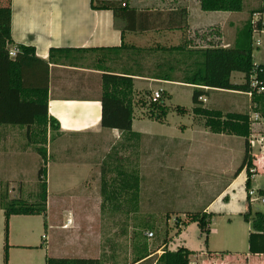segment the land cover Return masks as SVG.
I'll use <instances>...</instances> for the list:
<instances>
[{
	"label": "crops",
	"instance_id": "1",
	"mask_svg": "<svg viewBox=\"0 0 264 264\" xmlns=\"http://www.w3.org/2000/svg\"><path fill=\"white\" fill-rule=\"evenodd\" d=\"M127 3L129 10L124 11L118 20H115L112 10L93 9L91 0H11L13 45L10 50L17 48V45L34 46L36 49L35 56L28 55L22 61V84L24 87L48 88V113L49 116L57 119L61 127L59 135L52 141L49 138L50 132L48 133V142L45 144L47 159H49L50 165L51 161H55L62 167L69 168L70 171L80 172L83 170L82 181L77 180V185H75L77 187L68 190L69 193L74 192V189L76 191L79 187L83 188L81 192L90 188L88 192L99 193L100 196L97 204H92L93 207L98 205L101 213L108 210L107 212L112 216L114 212L109 210H125V216L132 208L138 207L137 209L140 210L141 198L142 206L147 199L153 204L157 203L155 206L157 208H165L163 202L170 204L176 203L179 199L184 200L185 194L188 192L180 191L181 183H186L182 177H216L212 173L207 174L204 168L195 164V161L201 157L197 152L199 144L211 143L231 146L230 138L232 136L216 133L217 137L210 138V135L215 133L206 127L203 120L195 114L200 119L198 123L194 122L193 114H190L192 118L190 124L173 127L166 117L160 124L161 132L160 130L157 133L145 131L140 123L147 119L156 120L146 115L148 109L147 104H144L147 101H144L146 99L143 96L146 93L144 88L148 89L155 83L169 87L191 89L192 87L142 76L134 77L137 96L133 94L132 123L133 131L140 135L123 136L119 129L103 127L101 122L102 103L100 101L103 94V74L127 75L125 73L128 67L131 68L127 66L126 53L119 49L123 42L142 47L150 46L151 43L165 44L170 41L168 36L166 40L162 41L167 34L174 32L180 34L183 31L159 28L197 29L212 28L213 26L240 28L245 20L244 18L233 19L235 12H231L234 15L227 16L228 14L223 13L229 12L220 11L211 15H215V17L220 15L219 17H224V20L209 19L206 14L209 11H203L200 8L199 0H128ZM6 4L7 0H0V7ZM181 7H185L187 11L185 24H183L179 10ZM244 7L245 3L243 11ZM255 7L257 6L249 8L248 12ZM258 15L262 14L253 15L254 29V21ZM121 28L142 29H130L123 32ZM180 42L181 39L176 43ZM176 43L170 41L168 44ZM51 49H54L52 55ZM10 57L14 58V56ZM212 90L232 93L235 99L243 97L239 95H245L247 103H250V112L258 107L246 92ZM167 93L172 96L171 92ZM251 105L254 107L252 108ZM191 109L193 112V105ZM30 129L0 124V177L13 176L12 174L15 173L20 175V172L29 168L33 146L37 144V139L30 135ZM67 143L69 146L65 148L64 145ZM65 152L69 154L74 152L75 155L70 157ZM215 158L219 159L217 155ZM138 160L141 161V170L138 167ZM33 161L35 164L36 157L33 158ZM119 161L122 163L117 167ZM254 164L257 165V173L260 169L264 170V154L259 153ZM135 165L140 175L141 196L138 205L135 206L133 201L127 198H110V194L117 189L115 187L119 186V183H114L111 180L117 175L114 170L120 168L125 174H128V172L132 173ZM245 171L243 170L236 178L234 176L225 189L205 205L202 211L212 212L213 203L221 199L224 191ZM48 173L49 166H47V179ZM222 174L229 175V169L225 167ZM103 188L105 197L102 195ZM160 192L163 193L161 207L159 206L161 202L156 200L157 194ZM258 192L264 195V190ZM147 194H149L148 198ZM153 194L157 196L153 197ZM248 199L252 202L249 194ZM74 201L80 203L78 199ZM50 202L53 201L48 194L46 232H49V235H46V240H49V250L55 256L62 257L56 253L57 234H68L70 225L77 221V214L64 212L61 214L63 218L55 223L54 219L58 216L51 211ZM244 211L245 207L242 212ZM182 215L184 216V213ZM177 217H180L179 224L189 221L188 217L183 218L180 215ZM61 223L64 225L60 226ZM228 223L230 224L232 221L229 220ZM209 228L206 249H191L193 254L189 264H264V254H251L249 243L247 249H244L243 234L245 231L240 240L239 234H234L225 227L224 230L218 227L215 216L211 217ZM251 232L252 228H248L246 234L248 238ZM10 238L9 233V244ZM102 239L101 236L97 248L98 254H94L93 257H104L105 264H155L163 252V248H160L158 244L155 248H150L151 254L147 258L133 263L132 250L128 249L127 245L119 249L118 245L112 242L113 246L108 249L100 244ZM88 244L90 245V243ZM88 256L86 253L81 255V257ZM89 257L91 258V256Z\"/></svg>",
	"mask_w": 264,
	"mask_h": 264
},
{
	"label": "trees",
	"instance_id": "2",
	"mask_svg": "<svg viewBox=\"0 0 264 264\" xmlns=\"http://www.w3.org/2000/svg\"><path fill=\"white\" fill-rule=\"evenodd\" d=\"M128 0H91L93 9H109L114 13L115 20L129 10ZM200 8L209 12H241L244 0H199ZM186 23L187 11L185 7L179 8ZM264 14V0H260L257 7L249 11L240 29L237 30L235 39L229 46L221 43L209 42L208 45H196L188 35L190 28H159L185 31L187 39L178 44L151 43L150 46H137L123 42L119 48L126 53L128 67L127 75L103 74L102 126L111 129H119L123 136L140 135L133 131V94L135 95V76L148 77L164 82H176L189 85L193 88V113L203 120L206 127L212 132L227 134L245 139V150L242 163L235 173V178L246 169V188L249 192L251 177L254 173L251 168L257 169L254 164L255 157L251 155L247 146V137L250 134L249 114L246 112L228 111L215 107L204 106L200 97L205 96L208 90L223 89L242 92H252L250 75L257 73L263 77L264 63L254 62V26L253 15ZM182 24V25H183ZM215 28V27H214ZM142 28H121L128 31ZM148 29V28H143ZM13 45L11 36V0L0 7V124L28 127L30 135L37 139L35 149L42 157V166L38 170L39 187L32 199L23 197L9 198L1 196L0 209L4 211L6 218L5 227V253L4 264H8V222L12 215H44L47 214L48 184H47V151L45 144L57 138L60 124L57 119L48 113V88L24 87L22 84L21 64L23 59L35 56L34 46L17 45V53L10 57V48ZM56 50V49H55ZM61 50V49H59ZM54 49H51V55ZM233 72L243 73L244 83L232 81ZM167 92H163V98L151 100L147 104L149 117L162 122L171 111L166 104ZM252 100L258 105L256 110L264 114V94L253 91ZM150 105V108H149ZM176 111L185 113V108L177 106ZM117 167L122 162H117ZM262 166V165H261ZM117 175L111 180L119 183L110 198H127L138 205L140 194L139 170L134 166L132 173L125 174L120 168L114 170ZM123 173V175H122ZM104 179V178H103ZM103 197L106 195L103 188ZM106 199V198H105ZM132 208L130 212L139 209ZM189 221H196L207 242L210 233L211 213L198 211L186 215ZM244 219L251 223L252 232L249 235V252L251 254H264V212L257 211L252 216L250 211L244 214ZM179 219L177 220L178 223ZM156 229L150 221L139 222L134 225L132 231V243L135 252L133 263L147 258L150 252L147 233ZM163 248L162 254L155 264H189L193 251L187 247H179L176 250L168 249V240L164 238L159 244ZM46 264H105L102 258L90 257H57L47 256Z\"/></svg>",
	"mask_w": 264,
	"mask_h": 264
},
{
	"label": "rangeland",
	"instance_id": "3",
	"mask_svg": "<svg viewBox=\"0 0 264 264\" xmlns=\"http://www.w3.org/2000/svg\"><path fill=\"white\" fill-rule=\"evenodd\" d=\"M244 3V11L235 12V15L231 14V12L223 14H228L227 16L234 15L235 17H233V19L244 18L246 20L249 17L248 9L257 6L258 3H260V0H245ZM206 14H208L209 19L217 18L218 20H224V17H219L220 15L218 17L211 15L217 13L208 12ZM254 25L256 31L255 39L260 40L262 45L259 47L255 45L253 57L255 64H260L264 63V34L260 32L264 29V14L256 17ZM238 29L240 28H219L218 26H213L212 28H197L189 30V37L186 36L184 31L183 33H180L181 37L178 32H174L167 34L161 39L164 41L168 36L170 37V41L176 43L179 42L180 39L182 41L188 37L192 40V43L196 45H208L209 42L230 45L235 39ZM170 41H168V43ZM232 81L244 83L245 77L243 73L233 72ZM144 89H146V91H144L146 93L143 95L146 97L144 101L147 100L144 104H151L153 93L156 90H163V92L168 90L172 93V96L166 97L165 101L166 104L171 107L167 120L173 127H176L177 125L181 126V124H190L192 122L190 114H193L195 123L200 122V119L194 115L191 109L193 105V88L169 87L164 86V84L160 85L155 83L154 85H150V88L147 89L146 87ZM163 92H161V98H163ZM239 96L243 97L235 99L234 94L232 93L208 90V93L204 96L206 101H203V103L208 107L218 108L225 113L228 111H240L249 114L251 108L249 105L250 103H247V97L245 95ZM177 106L184 107L186 109L185 112H188L189 114H181L177 112L175 109ZM251 106L252 108L254 107L253 105ZM146 115L149 116V113L147 112ZM140 124L143 127L142 129L149 133H157L159 130L161 132V122L147 119ZM213 137H217L216 133L210 135V138ZM230 142L231 146L211 143L199 144V150L197 152L200 153L201 157L198 161H195V164L204 168L207 174L212 173L216 177H182L186 183H181L182 186L180 191L188 192L185 194L184 200L179 199L176 203L170 204L163 202V204L161 200V195L163 193H156L158 195L156 200L161 202L159 203V206L161 207L163 204L165 208H157L155 207L157 203L153 204L147 201V199L144 206H142L141 198L140 210L133 213L128 210L127 216H125V210H109L114 212V215L112 216L107 212L108 210H106L105 213L104 211L101 213L98 205L97 207H93L92 204H97L100 196L99 193L88 192L90 188L86 190L87 192H81L83 188L79 187L76 191L74 189V192L69 193L70 190L77 187L75 186L77 185V180H80V182L82 181L84 171H70L69 168H64L55 161H51L50 165L48 159V194L53 201L50 202L51 211L58 216L55 217L54 222L58 223V220L63 218V215L61 214L64 212H73L77 214V221L70 225L68 234H57L56 253L65 257H80L86 253L91 256V258H95L93 256L94 254H98L97 248L99 239L102 236L103 239L100 243L101 245L103 244L104 247H107L108 249L113 246L112 242L117 244V248L119 249H122L127 245L128 249L132 250L131 254L133 256L131 259H133L135 252L132 243V231L134 225L145 221H151L156 227V229L152 230L154 236L151 238L147 236L148 244L152 249L160 244L164 238L168 240V248L170 250H176L182 246L187 247L190 250L206 249V235L201 232L198 223L196 221H188L185 224H179L177 223V220L180 219V217L177 216L180 215L183 218H187L186 215L189 212L194 213L202 211L203 207L212 201L220 191L225 189L229 181L234 178L236 171L242 163L245 143L243 138L233 136H231ZM64 146L67 148L69 144L67 143ZM33 148L32 160L29 162L30 166L26 171L20 172V175L15 173L12 174L13 176L0 177V202L1 196L3 195H7L10 199L18 197L32 199V196L37 192L39 187L38 170L43 163L42 157L35 149V146H33ZM65 153L66 155H70V157L75 155L74 152H71V154L68 152ZM216 155L219 157L217 160L215 158ZM35 157L36 163L34 164L33 158ZM138 167L139 170H141V161L138 162ZM225 167L229 169V175L222 174ZM246 177L247 173L245 171L224 191L221 199L218 201L216 200L213 203L214 207L212 212H210L211 214L213 212L215 213L212 214V216L216 217L218 227L222 230H224L225 227L234 234H239L240 240L242 239L241 235L245 231V234H243L244 249H247L248 246V236L246 235L248 228H252L250 222H247L244 219V214L249 211V205H251L252 216H254L257 211L264 212V202L256 199L252 202L249 201L248 190L246 188ZM250 189L256 191L252 198L258 196L259 190H264L263 169H260L259 173L251 177ZM157 195L153 194V197ZM148 197L149 194H147V198ZM75 199L80 200V203L74 201ZM53 203L56 206H54V210ZM167 205H169V209L166 208ZM244 207L245 211L242 212ZM235 212L238 213L233 214ZM183 213L185 217L182 215ZM229 220H231L232 223L229 224ZM63 225L64 223H61L60 226ZM5 227V214L4 211L0 209V264H4L6 245ZM9 233L11 238L8 251V264H46L47 256H55V254L49 250V240H46V235H49V232H46V216L12 215L8 222V243ZM88 243H90L91 246ZM91 249H93V252H91ZM97 258L104 259L102 256Z\"/></svg>",
	"mask_w": 264,
	"mask_h": 264
},
{
	"label": "built area",
	"instance_id": "4",
	"mask_svg": "<svg viewBox=\"0 0 264 264\" xmlns=\"http://www.w3.org/2000/svg\"><path fill=\"white\" fill-rule=\"evenodd\" d=\"M260 32L264 34V29L261 30ZM255 35H256V31L254 29V44L259 47L262 45V42L260 40H256ZM224 46H229V45H224ZM17 50H18L17 48L10 50L9 52L10 56H16ZM250 82L253 90L252 92H246V94L252 96L253 91L256 92L257 94H264V73L262 78H259L257 73L251 74ZM161 92H163V90H156L153 93L152 100L156 101L159 98H161ZM200 99L202 101H206V98L204 96L200 97ZM249 125H250V134L247 137V146L249 153L257 157L259 153L264 154V114L259 110H252L249 113ZM250 171L255 174L257 169L256 167L251 168ZM255 192L256 191L253 189H250L248 192L249 196L251 197V201L256 199L264 202V195L260 194L259 192H258V196L252 198V196L255 195ZM146 235L149 238L153 237V234L151 232H148Z\"/></svg>",
	"mask_w": 264,
	"mask_h": 264
}]
</instances>
